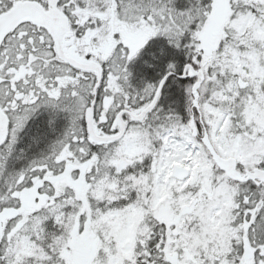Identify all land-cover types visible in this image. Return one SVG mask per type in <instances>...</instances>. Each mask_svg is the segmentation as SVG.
Returning <instances> with one entry per match:
<instances>
[{"label": "snow or ice", "instance_id": "1", "mask_svg": "<svg viewBox=\"0 0 264 264\" xmlns=\"http://www.w3.org/2000/svg\"><path fill=\"white\" fill-rule=\"evenodd\" d=\"M0 264H264V0H0Z\"/></svg>", "mask_w": 264, "mask_h": 264}]
</instances>
